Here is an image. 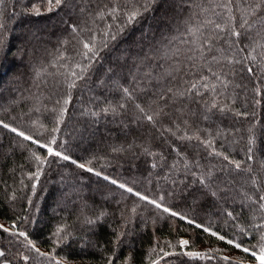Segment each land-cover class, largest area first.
<instances>
[{
	"label": "trees",
	"instance_id": "16d2710c",
	"mask_svg": "<svg viewBox=\"0 0 264 264\" xmlns=\"http://www.w3.org/2000/svg\"><path fill=\"white\" fill-rule=\"evenodd\" d=\"M146 3L0 0V122L45 144L55 136V151L94 170L54 157L41 164L33 153L43 159L46 149L0 124V264L255 263L210 232L257 251L264 243V38L253 26L230 46L228 31L204 23L238 27L244 0L231 11L227 0ZM134 8L143 14L128 23ZM207 36L219 37L210 51ZM93 37L107 46L69 88ZM193 83L199 95L186 93Z\"/></svg>",
	"mask_w": 264,
	"mask_h": 264
},
{
	"label": "snow or ice",
	"instance_id": "6c2138e0",
	"mask_svg": "<svg viewBox=\"0 0 264 264\" xmlns=\"http://www.w3.org/2000/svg\"><path fill=\"white\" fill-rule=\"evenodd\" d=\"M66 0H55V5L57 7H59L61 4L65 3ZM158 0H148V3H146L144 5V11H148L149 10V5L150 4H155L157 3ZM234 2V0H227V4L224 5V7L229 8L230 5H232ZM244 3L247 5V8L244 12V16L241 18V23L237 26H235L233 24V26L230 28V30L228 28H226L225 26H222L219 23H216L215 21H205L204 23H211L214 25V28L217 32H225L228 31V37L226 42H230V46L232 43H239V38L244 35V36H250L252 33V29L253 26H256V37H260V38H264V0H255V2L250 3L249 0H244ZM49 4H52V0H49ZM51 10V8L49 9ZM116 9H113L112 12L107 13L108 15H114L116 13ZM202 11H206V9H202ZM229 11H231V9L229 8ZM143 13L140 11V9L138 8H134L133 10H131L130 12H128L127 15V22L128 23H132L133 21H135L137 19L138 16L142 15ZM103 14H101V18H102ZM229 21L232 22L235 20L234 17H232L231 15L229 16ZM238 29H244V31H240ZM187 31L189 32L190 35L195 36L197 33L201 32V28L200 27H196V26H189ZM105 36L108 35V32L106 31L104 33ZM231 37H235L236 40L232 41ZM111 39H115V36H111ZM214 39H219V37H213V36H207L205 38V40L203 41V43L207 46V49L210 51L212 49V47L214 46L212 44V41ZM253 43L259 44V41L255 38H253L252 40ZM83 43V49L85 51L79 53V55H81L83 57V59L88 60L89 63L88 65H85L83 67L80 66L79 63H77L76 67L80 68V74H78L75 71H72L70 73V76L73 78L71 79V82L69 83L68 87L69 88H74L77 86V81L80 79H84V75L83 73H85L87 71V68L91 67V64L95 61V59L99 56V51L102 50L103 47L107 46V41L104 40L100 43L99 48L97 47L95 38L93 37L89 42H82ZM260 47L264 48V44H259ZM243 50V49H241ZM197 51L201 52V54L203 55L204 52V48H199L197 49ZM264 55V54H262ZM215 59V57L213 58ZM253 59H255V57H253ZM229 63H231L232 61L229 60ZM237 63H239L240 61H236ZM211 70V69H209ZM248 72L251 73L252 72V68L249 67L248 68ZM213 75H216V73H213ZM219 78V77H217ZM202 80L205 78H201ZM203 86L205 88L208 87V85L205 83L203 84ZM193 90L196 91V94L199 95V89L197 88V85L195 83L192 84L190 89L186 90V93H191ZM127 89H125V92L127 93ZM168 91H172V89H168ZM161 98H163V96H161ZM71 102V94L68 93V95L66 97L63 98V105H67ZM57 104H60V101H57ZM139 107V105L137 106ZM53 111H56V109H53ZM66 111V108H64L63 106L61 107V115H63V112ZM107 111V110H105ZM114 111V110H113ZM141 111H143V109H141ZM147 119L149 121H153V116L149 115L147 116ZM0 124H2V122H0ZM2 126L4 128H9L8 124H2ZM9 130L13 133H15L17 136H20L23 138V140L25 141H30L32 144H36L39 148L41 149H46V153L47 156L44 157L42 159V157L40 155H37L36 153H33L35 159L37 161H39L41 164L45 163L47 161L48 157H54V158H58L59 160H63V161H69L71 164L75 165L77 168H80L86 172H93L94 170L92 168H89L86 166V164L84 163H78L75 159H72V157L68 154H65L61 151H55L53 149V147L51 146L52 144L56 143V137L52 136L51 140L45 144L40 142L37 139H34L32 136L25 134L23 131H18L16 128L12 127L9 128ZM57 129H52V132H56ZM189 139H191V137H189ZM198 139V137H197ZM201 143H205L204 141H201ZM249 143H254L253 140H249ZM206 146H210V142L206 143ZM249 152H251V149H249ZM216 155H220V153H216ZM224 160L228 161V163L230 165H234L236 170H240L241 169V162L239 161H233L230 160L228 156H224L223 157ZM248 159L251 160L252 156L249 155ZM250 170V169H247ZM97 176H100L101 174L99 172H95L94 173ZM38 175H37V179H38ZM211 178L210 174H209V179ZM105 180H108L109 177H104ZM112 184H117L116 180H111L110 181ZM201 184H205V180L203 178L200 179L199 181ZM253 183H255V181H253ZM207 187H210V185H206ZM118 187L124 189L125 191L132 193L133 195L139 197L140 200H144L147 201L149 204H153L156 208H161L162 205L160 203H157L155 200H151L149 199L147 196L140 194L139 192H133L132 188H126L124 184H119ZM213 195H215V193H213ZM162 199V198H161ZM260 201H264V195L260 196ZM261 209H264V204L260 205ZM133 211H135V209H133ZM164 212H170V209H168L167 207L163 208ZM170 214L172 216H177L178 214L176 212H170ZM229 215L231 216V213H229ZM181 219H185V217L181 216ZM89 223H94V221H89ZM188 223H193V221L189 220ZM2 227V226H0ZM197 228H201L202 225L200 224H196ZM4 231H8V229H3ZM59 231V230H58ZM204 232H209L210 230L208 228H203ZM210 234L212 236H215L218 240L221 241H225L227 244L232 245L233 247H235L236 249H239L240 251L250 255L252 258H254V262L255 264H264V243H261L259 246L258 251L255 248H248V247H243L241 243L236 242L232 239H226L225 236L223 235H219L217 232H210ZM20 235H24L23 233H20ZM261 241L264 242V235L261 236ZM179 245L181 248H185L188 246L189 241L187 240H180ZM180 253H178L179 255ZM184 255H188L190 257H198L201 256V253H197V252H185L183 253ZM4 253L0 252V256H3ZM40 255H44L43 253H40ZM115 255V254H113ZM26 259V258H25ZM227 260V258H225ZM108 264H112V257H109L108 260Z\"/></svg>",
	"mask_w": 264,
	"mask_h": 264
},
{
	"label": "rangeland",
	"instance_id": "374dc122",
	"mask_svg": "<svg viewBox=\"0 0 264 264\" xmlns=\"http://www.w3.org/2000/svg\"><path fill=\"white\" fill-rule=\"evenodd\" d=\"M4 85H5V84H4ZM181 240H187V241H189L187 238H183V239H181ZM246 264H255V263L247 262Z\"/></svg>",
	"mask_w": 264,
	"mask_h": 264
}]
</instances>
